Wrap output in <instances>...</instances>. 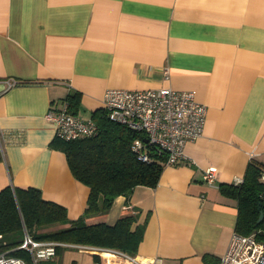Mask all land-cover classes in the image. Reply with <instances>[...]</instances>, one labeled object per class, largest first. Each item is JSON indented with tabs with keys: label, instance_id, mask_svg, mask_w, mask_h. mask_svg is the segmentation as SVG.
<instances>
[{
	"label": "crops",
	"instance_id": "1",
	"mask_svg": "<svg viewBox=\"0 0 264 264\" xmlns=\"http://www.w3.org/2000/svg\"><path fill=\"white\" fill-rule=\"evenodd\" d=\"M8 78L18 82L0 91V129L20 138L3 144L0 189L39 188L70 220L89 188L52 145L48 109L72 91L82 119L108 88L194 91L207 112L203 134L185 145L190 163L164 165L155 186L129 196L132 227L144 224L135 254L218 264L238 219L218 186L244 178L252 159L264 164V0H0V81ZM208 167L213 184L203 180ZM124 200L114 198L107 224Z\"/></svg>",
	"mask_w": 264,
	"mask_h": 264
},
{
	"label": "trees",
	"instance_id": "2",
	"mask_svg": "<svg viewBox=\"0 0 264 264\" xmlns=\"http://www.w3.org/2000/svg\"><path fill=\"white\" fill-rule=\"evenodd\" d=\"M67 101L72 112L79 101V93L72 91ZM91 118L98 126L95 135L69 141L55 136L52 142L64 152L72 174L89 188L81 216L68 219L64 206L45 199L39 188L7 185L0 189V251H8L10 255L22 257L26 264H33L30 254L18 248L25 228L36 239L98 248L92 254L93 264H108L102 254L104 250L136 253L144 224L132 227L137 214L136 208L129 203V196L136 185L157 184L164 156L151 152L148 161L139 160L131 149V141L140 134H133L125 125L110 120L103 108L95 109ZM262 171L264 164L252 159L242 183H220L218 186L223 195L236 200L235 230L243 234L258 229L264 232V203L259 199L261 183L258 179ZM118 195L125 196L124 205L115 223L109 225L104 215ZM260 211L263 218L258 221ZM110 264L122 262L113 257Z\"/></svg>",
	"mask_w": 264,
	"mask_h": 264
},
{
	"label": "built area",
	"instance_id": "3",
	"mask_svg": "<svg viewBox=\"0 0 264 264\" xmlns=\"http://www.w3.org/2000/svg\"><path fill=\"white\" fill-rule=\"evenodd\" d=\"M168 78V74L166 76ZM11 87L18 81L8 78L2 81ZM102 108L107 117L121 123L136 135L131 141V149L141 161H148L150 153L164 156V165L190 163L185 153V145L197 140L202 134L206 121L207 108L195 98L191 90H176L172 87L127 89L108 88L102 96ZM50 107L46 117L55 126V136L62 140H75L91 137L98 131L93 118L82 119L69 110L67 100L61 102L56 112ZM20 134L10 135L0 129V153L3 144L8 140H19ZM254 154H250L253 156ZM261 190L259 199L264 203V171L259 174ZM203 180L213 184L216 180L212 167L205 169ZM242 182L234 179L235 184ZM68 243L36 239L26 230L18 248L26 250L33 264L49 260L56 254L58 247ZM88 249H98L88 246ZM112 257L119 258L122 264H159L156 257L142 259L137 254H129L112 249ZM108 260V257L106 258ZM0 264H26L22 257L10 255L8 251H0ZM218 264H264V232L260 229L243 234L234 230L225 252L220 256Z\"/></svg>",
	"mask_w": 264,
	"mask_h": 264
},
{
	"label": "rangeland",
	"instance_id": "4",
	"mask_svg": "<svg viewBox=\"0 0 264 264\" xmlns=\"http://www.w3.org/2000/svg\"><path fill=\"white\" fill-rule=\"evenodd\" d=\"M24 230L26 229H23V234ZM84 246L85 245L79 246L76 244L61 246L55 256L49 260L39 261L38 264H93L91 253L88 248ZM102 254L106 256L105 258L108 257L107 263L110 264V259L113 258L112 251L104 250ZM102 254L100 255L102 256Z\"/></svg>",
	"mask_w": 264,
	"mask_h": 264
},
{
	"label": "water",
	"instance_id": "5",
	"mask_svg": "<svg viewBox=\"0 0 264 264\" xmlns=\"http://www.w3.org/2000/svg\"><path fill=\"white\" fill-rule=\"evenodd\" d=\"M4 87H5L4 83L0 81V91H2L4 89ZM262 218H263V212L260 211L258 221H260Z\"/></svg>",
	"mask_w": 264,
	"mask_h": 264
},
{
	"label": "bare ground",
	"instance_id": "6",
	"mask_svg": "<svg viewBox=\"0 0 264 264\" xmlns=\"http://www.w3.org/2000/svg\"><path fill=\"white\" fill-rule=\"evenodd\" d=\"M259 178V177H258ZM242 181H243V178H242ZM233 183H234V180H233ZM242 183V182H241ZM235 184V183H234ZM240 184V183H239ZM236 185H238V184H236ZM100 249H105V248H100ZM18 257V256H17Z\"/></svg>",
	"mask_w": 264,
	"mask_h": 264
}]
</instances>
